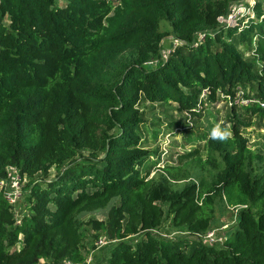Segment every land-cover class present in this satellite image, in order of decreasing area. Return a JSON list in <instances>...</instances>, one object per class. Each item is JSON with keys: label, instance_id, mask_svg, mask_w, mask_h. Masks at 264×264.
I'll return each instance as SVG.
<instances>
[{"label": "trees", "instance_id": "16d2710c", "mask_svg": "<svg viewBox=\"0 0 264 264\" xmlns=\"http://www.w3.org/2000/svg\"><path fill=\"white\" fill-rule=\"evenodd\" d=\"M60 1L0 0V180L28 178L21 219L0 191V264H85V224L112 240L109 264H264V156L244 135L264 106L238 101H264V0L238 26L218 20L235 0ZM205 100L231 110L196 160L210 176L143 173L141 103L196 115ZM115 199L106 220L79 217ZM218 206L238 221L208 245L191 234L218 227ZM168 220L190 235L158 234Z\"/></svg>", "mask_w": 264, "mask_h": 264}, {"label": "rangeland", "instance_id": "374dc122", "mask_svg": "<svg viewBox=\"0 0 264 264\" xmlns=\"http://www.w3.org/2000/svg\"><path fill=\"white\" fill-rule=\"evenodd\" d=\"M252 4L256 0H235ZM64 0L60 5H64ZM172 36L163 41L162 54L167 57L172 50ZM198 106L199 113L196 115L183 114L177 110V104L171 103H151L143 101L141 111L143 112L144 122L141 125L143 133V145L147 146L152 152L153 157L142 165L143 173L152 170L150 177L157 172H162L166 165L186 164L190 168L192 178L199 174L210 176L207 172L201 170L199 163L196 161L202 158L207 159V139L217 128L220 131H226L230 134L231 123L227 121L228 114L231 112L229 103L226 101L211 102L203 101ZM246 118H251L254 122L259 121V117L245 110L242 111ZM171 133V135H169ZM244 135L249 138L250 148L264 156V121L261 125H253L244 130ZM154 162H157L155 165ZM213 169V168H212ZM57 170L52 168L50 178H53ZM190 179L181 180L176 183L177 187H182ZM2 181L0 180V183ZM28 182L27 177H20L18 171L14 168L9 169V176L4 180L6 184L4 195L8 198L16 194V200L13 203L17 219H21L27 213V203L25 200L24 187ZM2 184V183H1ZM118 202L113 200L106 208L94 211L83 212L80 218L83 222L91 219L106 220L110 208ZM219 221L217 228L219 238L224 240L238 221V210L234 207L218 206ZM84 242L86 244V263L85 264H109L108 256L112 246L110 240L104 234L101 235L93 228L92 225L83 226ZM158 234L164 236H186L188 233L182 230H172L169 220ZM139 237V236H138ZM136 237V238H138ZM135 239V238H133ZM219 245L221 243H218ZM95 246V247H94ZM40 264H46L41 260ZM84 264V263H82Z\"/></svg>", "mask_w": 264, "mask_h": 264}, {"label": "built area", "instance_id": "2783aa9c", "mask_svg": "<svg viewBox=\"0 0 264 264\" xmlns=\"http://www.w3.org/2000/svg\"><path fill=\"white\" fill-rule=\"evenodd\" d=\"M254 4L255 2L252 4L245 3L242 1L235 2L231 6L230 14L227 17L221 16L218 18V20L220 23L225 24L227 26H238L241 24V22L243 23L242 25L247 24L250 18H255L256 16L255 10L253 8ZM204 37H205V34L200 35V38H204ZM174 44L176 45V43ZM207 92H208L207 90L203 92L202 98L206 97ZM239 95L241 98L238 99V101L244 104L258 102L262 106H264V101H260L256 98H250V99L244 98L243 91H240ZM169 135H171V133H169ZM1 183H0V191H3L5 193L6 184L4 183V181H2ZM15 196L16 194H13V196H11L10 198L6 196L5 197L13 204L16 200ZM187 235H190V234L188 233ZM191 235H193L194 237L198 238L199 240H201L202 242L208 245H213V244H218V243L222 244L226 239L224 238V240H222L221 238H219V234H217V230L215 229L209 230L205 233H196V234H191ZM64 264H74V263L66 262Z\"/></svg>", "mask_w": 264, "mask_h": 264}, {"label": "clouds", "instance_id": "9594fccd", "mask_svg": "<svg viewBox=\"0 0 264 264\" xmlns=\"http://www.w3.org/2000/svg\"><path fill=\"white\" fill-rule=\"evenodd\" d=\"M228 135H230L228 132H226V131L222 132L218 128L216 130H214V132H213V136L219 137L221 139L226 138Z\"/></svg>", "mask_w": 264, "mask_h": 264}]
</instances>
